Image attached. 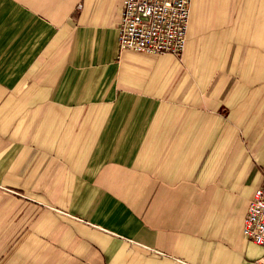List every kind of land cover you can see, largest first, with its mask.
Returning <instances> with one entry per match:
<instances>
[{
    "label": "crops",
    "instance_id": "0c3cea01",
    "mask_svg": "<svg viewBox=\"0 0 264 264\" xmlns=\"http://www.w3.org/2000/svg\"><path fill=\"white\" fill-rule=\"evenodd\" d=\"M121 11L0 0V264H254L264 0H191L180 56Z\"/></svg>",
    "mask_w": 264,
    "mask_h": 264
},
{
    "label": "built area",
    "instance_id": "2783aa9c",
    "mask_svg": "<svg viewBox=\"0 0 264 264\" xmlns=\"http://www.w3.org/2000/svg\"><path fill=\"white\" fill-rule=\"evenodd\" d=\"M191 0H122L120 49L180 56L186 39ZM243 234L264 246V180L249 199ZM254 264H264V254Z\"/></svg>",
    "mask_w": 264,
    "mask_h": 264
}]
</instances>
